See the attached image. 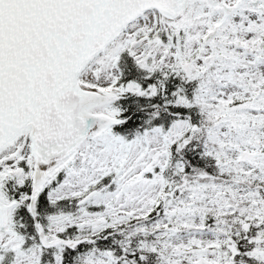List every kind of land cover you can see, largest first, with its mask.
Masks as SVG:
<instances>
[{"label":"snow or ice","instance_id":"6c2138e0","mask_svg":"<svg viewBox=\"0 0 264 264\" xmlns=\"http://www.w3.org/2000/svg\"><path fill=\"white\" fill-rule=\"evenodd\" d=\"M0 264H264V0H0Z\"/></svg>","mask_w":264,"mask_h":264}]
</instances>
